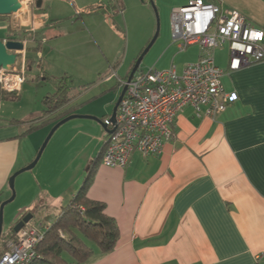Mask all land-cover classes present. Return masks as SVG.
Returning a JSON list of instances; mask_svg holds the SVG:
<instances>
[{"label":"crops","instance_id":"0c3cea01","mask_svg":"<svg viewBox=\"0 0 264 264\" xmlns=\"http://www.w3.org/2000/svg\"><path fill=\"white\" fill-rule=\"evenodd\" d=\"M28 1L31 7L17 17L0 16V38L27 39L24 56L18 57L16 67L24 61L27 69H32L35 60L34 79L54 84L53 78L64 76L51 74L42 58L49 40L61 36L65 16H51L47 0L39 10ZM169 1L173 6L188 2ZM206 1H216L225 10L236 9L264 30V0ZM112 2L115 8L108 6ZM80 6L84 7L79 17L82 13L104 15L112 26V17L122 11L119 0H87ZM91 6H97L96 10L87 9ZM84 25V33L99 42L96 33L101 26L86 21ZM24 31L32 36H24ZM36 45H40L39 50L29 51ZM28 55L34 60L27 61ZM228 63L229 57L225 65L217 62L227 69L222 78L224 89L236 93L237 98L224 111L212 118L196 115L190 106L183 108L172 125L173 137L161 153L144 155L135 150L123 167H108L100 158L94 161L106 138L104 127L95 128L94 139L100 148L83 180L81 175H73L77 162L72 158L58 154L48 159L54 164L46 172L42 169L40 191L19 203L10 229L31 212L39 219L33 221L32 217L25 225H42L47 230L92 173L87 195L105 204V212L115 219L120 233L109 252L88 241L93 251L81 264H255L257 255L259 264H264V61L232 71ZM113 70L117 74L114 67L104 79ZM131 70L121 78H127ZM15 119L3 117L0 110V205L12 194L11 175L30 163L39 150L27 146L24 151L23 141L33 131L25 133L28 124ZM13 233L0 240L2 251ZM65 256L73 260L69 252Z\"/></svg>","mask_w":264,"mask_h":264},{"label":"rangeland","instance_id":"374dc122","mask_svg":"<svg viewBox=\"0 0 264 264\" xmlns=\"http://www.w3.org/2000/svg\"><path fill=\"white\" fill-rule=\"evenodd\" d=\"M23 1L21 12L10 15V18L17 17L31 7L28 0ZM84 1L87 0H47L49 5L47 9L51 16L61 13L65 18L60 27L61 36L49 40L44 49L42 60L45 67L56 77L71 75L73 92L80 91L67 106L63 107L62 110L65 113L69 112L67 115H91L103 120L112 114L122 89L118 86L117 78L106 77L104 79V77L114 67L117 68V74L120 77L127 74L155 35L157 16L149 0H146L147 2L119 0L122 11L114 14L112 17L114 26H112L104 15L82 13L79 17V10L84 7L80 5ZM153 1L158 9L160 31L157 39L144 55L139 70L146 71L152 68L162 70L172 65L180 70L185 63L193 62L198 58L200 47L198 44H194L184 51H179L178 47L173 44L171 28L173 4L169 0ZM84 21L88 25L101 26L100 32L96 33L99 42L92 39V35L84 33V27H86ZM89 29L91 30L92 26ZM228 54L227 44L217 48L214 52L217 62L221 65L228 62ZM17 61L19 62V59ZM36 70L37 63L35 61L32 69L26 67L25 76L27 79L23 88L20 89L19 98L1 101L0 110L3 117L18 119L42 113L44 108L42 98L48 91H54L55 86L52 82L42 78L35 80ZM55 124L56 122L51 120L30 133L23 141L24 151L27 146L32 151L40 148ZM98 127L102 128L103 126L92 118H73L57 128L35 167L16 177V196L4 207L3 232L7 233L16 221L19 203H22L34 192L37 194L40 191L42 169L43 171L50 170L54 164L52 161L48 163V159L58 154H64L63 157L66 156V159L72 158L74 162H77L73 169V175L76 177L81 175V180H83L82 177L85 175L89 163L100 148L94 139L95 128ZM81 184L82 182L78 184V188ZM38 219L37 215L32 218L33 221ZM1 251L2 244L0 242Z\"/></svg>","mask_w":264,"mask_h":264},{"label":"built area","instance_id":"2783aa9c","mask_svg":"<svg viewBox=\"0 0 264 264\" xmlns=\"http://www.w3.org/2000/svg\"><path fill=\"white\" fill-rule=\"evenodd\" d=\"M171 28L173 44L179 51L199 45L195 61L185 63L181 70L175 65L162 70L138 69L129 81L118 77L114 70L109 75L127 88L115 120L111 115L102 120L108 128L102 163L108 167L125 166L135 150L144 155L161 153L173 137L172 125L183 108L190 106L196 115L214 118L237 98L236 93L223 87L227 69L216 62L217 48L228 45L230 71L264 61V30L253 26L238 10H225L216 1L188 0L172 6ZM8 39L17 38L3 41ZM20 40L27 45V39ZM25 71L24 61L19 68L16 64L9 70L1 68L0 85L7 91H20ZM45 230L42 225H24L5 242L0 264H27L37 258ZM259 259L257 255L255 264Z\"/></svg>","mask_w":264,"mask_h":264},{"label":"trees","instance_id":"16d2710c","mask_svg":"<svg viewBox=\"0 0 264 264\" xmlns=\"http://www.w3.org/2000/svg\"><path fill=\"white\" fill-rule=\"evenodd\" d=\"M109 5L113 8L116 7L113 2ZM96 8L97 6H91L87 9L92 11ZM22 34L32 36L27 31ZM39 48L40 45L31 46L29 51L34 52ZM33 60L28 55L27 61ZM46 77L48 78L49 75ZM53 79L56 88L54 92H48L43 96L44 109L42 114L31 119H15L16 122L28 124L25 133H30L51 120L57 122L69 114V112L65 113L62 109L78 94L73 92L74 86L70 82L72 78L71 76H64ZM19 97V91H7L0 85V102L4 99ZM104 146L94 161L99 158L102 159ZM91 180L92 173L87 176L71 202L63 207L61 213L54 216L44 233V237L38 244L37 252L39 256L27 264H81L93 251L88 241L94 242L103 252H109L115 247L119 239V227L115 219L105 212V204L102 201L91 199L87 195ZM15 233L11 236L14 237ZM65 252H69L73 256V260L67 258Z\"/></svg>","mask_w":264,"mask_h":264},{"label":"water","instance_id":"95a60500","mask_svg":"<svg viewBox=\"0 0 264 264\" xmlns=\"http://www.w3.org/2000/svg\"><path fill=\"white\" fill-rule=\"evenodd\" d=\"M22 1L23 0H0V16H10L12 14H16L21 12L23 5H22ZM36 1V6L38 8H40L42 6L43 0H35ZM144 1V0H143ZM150 3L152 4L156 16H157V28H156V32L155 35L153 36V38L151 39V41L149 42V44L144 48V50L142 51V53L140 54V56L137 58V60L135 61L134 66L132 67V70L129 74V76L127 77L128 81L134 76L135 72L139 69V66L141 64V61L144 57V55L148 52V50L151 48V46L153 45V43L155 42V40L157 39L158 35H159V31H160V21H159V14H158V9L154 3L153 0H149ZM23 50H26V46L24 44V42L22 40L19 39H8L5 42L3 41V39L0 38V69L3 68L5 70H9L11 66L15 65L17 62L18 57L20 56L19 52H22ZM127 86L125 85L120 94L119 97L114 105L113 108V112L111 114V118L112 120H115V115L119 106V103L121 101V99L123 98V95L126 91ZM73 118H92L97 120L99 123L102 124V126L105 128L106 131H108V128L105 126V124L103 123L102 120L91 116V115H81V114H70L67 115L65 117H63L62 119L58 120L56 122V124L53 126L52 130L50 131L49 135L47 136L46 140L44 141V143L41 145V147L39 148L35 158L26 166L18 169L17 171H15L10 179H9V187L12 191L11 196L3 201L0 205V238L1 235L3 233V212H4V207L5 205L12 201L15 196H16V190H15V179L16 177L26 171L29 170L33 167H35V165L37 164V162L39 161L43 150L45 149L47 143L49 142L51 136L53 135V133L57 130V128H59L62 124H64L65 122L69 121L70 119ZM33 217V214L31 212L25 214L24 216H22L14 225L13 230L14 232L19 231L26 222H28L31 218Z\"/></svg>","mask_w":264,"mask_h":264},{"label":"flooded vegetation","instance_id":"af4514ba","mask_svg":"<svg viewBox=\"0 0 264 264\" xmlns=\"http://www.w3.org/2000/svg\"><path fill=\"white\" fill-rule=\"evenodd\" d=\"M16 224V223H15ZM14 224V225H15ZM14 227V226H13ZM13 227L10 229V232H7V233H3L2 235H1V238H0V240L2 241H4L5 239H6V237H8L14 230H13Z\"/></svg>","mask_w":264,"mask_h":264}]
</instances>
